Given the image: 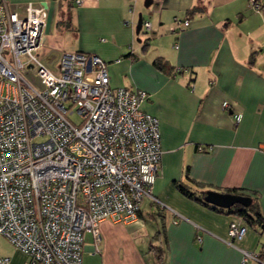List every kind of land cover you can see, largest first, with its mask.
I'll return each instance as SVG.
<instances>
[{"label": "crops", "instance_id": "1", "mask_svg": "<svg viewBox=\"0 0 264 264\" xmlns=\"http://www.w3.org/2000/svg\"><path fill=\"white\" fill-rule=\"evenodd\" d=\"M6 1L15 8L46 0ZM252 1L263 8L253 9ZM72 2L65 7L69 14L76 7L77 51L104 59L113 87L149 93L142 109L159 119L163 150L152 191L174 212L145 198L137 220L102 221L101 251L93 252L87 233L83 264H156L152 245L162 248L164 264H240L241 249L263 248L261 225H248L238 247L228 245L236 215L194 200L178 184L200 192L236 189L264 216V0ZM175 17L188 18L190 26L174 32ZM157 57L172 69L156 67ZM14 247L0 256L24 264L28 256Z\"/></svg>", "mask_w": 264, "mask_h": 264}, {"label": "built area", "instance_id": "2", "mask_svg": "<svg viewBox=\"0 0 264 264\" xmlns=\"http://www.w3.org/2000/svg\"><path fill=\"white\" fill-rule=\"evenodd\" d=\"M49 9L48 0L19 9L0 0V234L28 256L24 264H83L87 233L101 251L102 221L137 220L145 198L174 212L152 191L163 150L159 119L142 109L149 93L113 87L96 54L63 52L57 72L49 68L37 54ZM174 24L181 32L190 20ZM247 230L236 215L226 243L238 247ZM241 252L240 264H264V247Z\"/></svg>", "mask_w": 264, "mask_h": 264}, {"label": "rangeland", "instance_id": "3", "mask_svg": "<svg viewBox=\"0 0 264 264\" xmlns=\"http://www.w3.org/2000/svg\"><path fill=\"white\" fill-rule=\"evenodd\" d=\"M49 3L50 10L45 30L46 40L39 48L37 54L40 59L49 66V68L57 72V67L63 52H74L79 48V30L72 26L73 24L71 23V21L74 22L76 7H73L69 14L67 7H64L63 10H61L58 1L49 0ZM20 7L21 5H18L16 6V9H19ZM64 12L65 14H63ZM71 118L77 123L80 122V117L76 113L72 114ZM40 140V138L36 139V141ZM11 246L13 245L8 239L0 234V252L11 251ZM14 248L16 249V247Z\"/></svg>", "mask_w": 264, "mask_h": 264}, {"label": "trees", "instance_id": "4", "mask_svg": "<svg viewBox=\"0 0 264 264\" xmlns=\"http://www.w3.org/2000/svg\"><path fill=\"white\" fill-rule=\"evenodd\" d=\"M56 1H58L60 3V8H61V10H63V8L65 7V1L66 0H56ZM67 1L70 3L73 0H67ZM196 10H198V7L195 6L194 8H191L190 10H188L187 13H188V15H191ZM63 14H65V13H63ZM146 46H147V44L144 45V49L146 48ZM253 59H254V56H251L250 61L253 60ZM153 63L159 69H166V68H171L172 69V67H173V66H171L169 64V62L164 57L155 58ZM178 187L183 193H185L186 195H188L189 197L193 198L194 200H196V201H198L200 203H203V204H205L207 206H211L214 209L225 210V209L218 208L217 206H214V205L208 203L207 201H205V195H206L205 191H201L200 192L198 190H196V191L192 190V188H190L188 185L183 184V183H179ZM228 192L238 193V190L233 189V190H228ZM226 211L231 212V213H233L235 215L243 217L245 222L247 223V225H251L253 227L259 226V225L264 226V216L262 215L258 205L256 203H253V200H252L251 205L248 206V207H245V206H243L241 204H237V205H235V206H233L231 208H227ZM151 249L155 253L156 264H164L162 248L159 247V246H153L152 245Z\"/></svg>", "mask_w": 264, "mask_h": 264}, {"label": "water", "instance_id": "5", "mask_svg": "<svg viewBox=\"0 0 264 264\" xmlns=\"http://www.w3.org/2000/svg\"><path fill=\"white\" fill-rule=\"evenodd\" d=\"M205 201L221 208H231L237 204L248 207L252 203V197L240 193L208 190L206 191Z\"/></svg>", "mask_w": 264, "mask_h": 264}]
</instances>
